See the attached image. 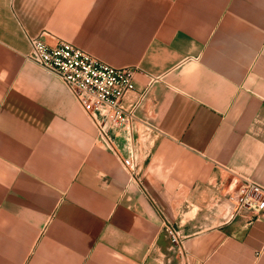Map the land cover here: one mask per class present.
Segmentation results:
<instances>
[{
	"label": "crops",
	"instance_id": "0c3cea01",
	"mask_svg": "<svg viewBox=\"0 0 264 264\" xmlns=\"http://www.w3.org/2000/svg\"><path fill=\"white\" fill-rule=\"evenodd\" d=\"M41 34L138 69L117 150L28 59ZM228 170L264 185V0H0V264H264Z\"/></svg>",
	"mask_w": 264,
	"mask_h": 264
},
{
	"label": "built area",
	"instance_id": "2783aa9c",
	"mask_svg": "<svg viewBox=\"0 0 264 264\" xmlns=\"http://www.w3.org/2000/svg\"><path fill=\"white\" fill-rule=\"evenodd\" d=\"M31 47L28 59L66 84L96 125L98 138L117 150L112 128L124 127L130 131L137 119L135 109H126L123 103L136 88L138 69L109 65L63 39L50 45L44 34L31 39ZM121 159L136 177L134 160ZM226 173L218 177L216 188L233 205V217L245 216L248 223L263 217L264 185L231 170ZM167 231L174 243L183 244L173 226L167 225Z\"/></svg>",
	"mask_w": 264,
	"mask_h": 264
}]
</instances>
